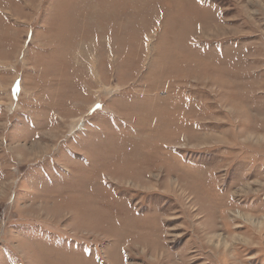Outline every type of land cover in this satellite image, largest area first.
I'll return each mask as SVG.
<instances>
[{"label": "rangeland", "instance_id": "1", "mask_svg": "<svg viewBox=\"0 0 264 264\" xmlns=\"http://www.w3.org/2000/svg\"><path fill=\"white\" fill-rule=\"evenodd\" d=\"M0 264H264V0H0Z\"/></svg>", "mask_w": 264, "mask_h": 264}, {"label": "bare ground", "instance_id": "2", "mask_svg": "<svg viewBox=\"0 0 264 264\" xmlns=\"http://www.w3.org/2000/svg\"><path fill=\"white\" fill-rule=\"evenodd\" d=\"M214 182V181H213ZM260 192V191H259Z\"/></svg>", "mask_w": 264, "mask_h": 264}]
</instances>
